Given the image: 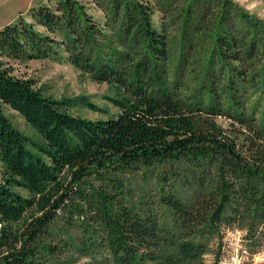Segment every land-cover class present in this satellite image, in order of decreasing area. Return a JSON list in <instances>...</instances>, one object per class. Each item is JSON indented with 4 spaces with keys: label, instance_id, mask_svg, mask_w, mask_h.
<instances>
[{
    "label": "trees",
    "instance_id": "1",
    "mask_svg": "<svg viewBox=\"0 0 264 264\" xmlns=\"http://www.w3.org/2000/svg\"><path fill=\"white\" fill-rule=\"evenodd\" d=\"M90 2L103 12V24L79 0H51L29 10L31 23L19 18L0 29V54L31 60L62 48L68 63L124 95L108 99L120 111L115 117L73 116L66 102L43 96L0 62V264H45L58 250L48 240L50 227L75 201L74 212L85 216L84 238L97 239L112 264H205L204 240L221 223H264V128L243 99L252 74L264 73L250 63L264 58V27L231 0H216L207 19L194 23L195 34L207 32L209 53L202 61L206 75L196 77L199 89L188 95L172 74L168 40L147 5ZM234 21L241 34L231 28ZM217 66L221 75L209 78ZM3 107L21 116L40 142L19 132ZM216 117H228L252 138L242 144L205 121ZM141 169L156 179L154 196L135 197L125 184L126 174ZM190 186L197 193L188 202L181 190Z\"/></svg>",
    "mask_w": 264,
    "mask_h": 264
},
{
    "label": "rangeland",
    "instance_id": "2",
    "mask_svg": "<svg viewBox=\"0 0 264 264\" xmlns=\"http://www.w3.org/2000/svg\"><path fill=\"white\" fill-rule=\"evenodd\" d=\"M49 1L51 0H0V29L15 23L19 18L31 23L29 10L37 8L38 5H46ZM79 1L85 5L88 14L96 21L104 23V14L98 6L92 4L90 0ZM136 1L150 8L153 26L158 31H164L168 40L172 74L185 85L184 87H189L187 90L183 89H185V93L191 95L194 90L199 89V81L196 77L206 75L202 61H205V57L209 53L208 43L205 40L207 32L195 34L194 23L200 20L201 23L207 19L206 13H211L216 8V0H199L195 5L189 3V0ZM231 1L255 17L264 27V0ZM195 6L199 12L197 19L193 20L192 16L196 14L193 10ZM233 23L231 28L234 27V31L241 34V22L234 21ZM36 28L43 31L42 28ZM120 41L121 39L118 37L117 43L121 44ZM117 43L113 44L119 47ZM261 51L263 53V50ZM252 61L250 62L251 67L256 69L253 72L260 73L264 69V58H255ZM0 62L8 67L15 77L31 80L34 83V88L39 90L43 96L66 102L68 104L67 111L73 116L102 120L115 117L120 113L119 109L108 99H124L122 91L115 86L96 83L88 74L80 72L66 61V54L62 48L55 52L51 51L45 58L31 60L10 59L0 54ZM220 75L221 70L217 66L209 78L217 79ZM263 76V72L258 77L256 74H252L247 85L253 88L247 90L243 97L246 99V113L250 114L251 110L255 109L257 123L262 128H264V120L262 122L261 119V113L264 118V85L261 84ZM86 103L97 107L98 111L91 110ZM3 112L19 132L35 142H40L39 135L21 116L9 107H3ZM205 121L217 124L242 144L252 138L250 131L241 128L228 117L206 118ZM123 178H125L126 186L131 187L134 191L135 197L144 194L154 196L156 179L144 169L126 174ZM0 183H2L1 163ZM94 185L98 184L95 182ZM14 190L24 197L28 196L27 192L21 189L15 188ZM196 193V189L190 186L181 190V197L190 202L195 198ZM75 204L78 205V201L67 204V211H59L57 220L50 227L52 235L48 240L58 250L45 257V264H112V259L107 251L98 247L97 239L87 240L84 238L83 228L80 225L85 221V216L80 218L74 212ZM250 227L252 228L250 229ZM86 241L89 243L88 247L91 245L90 250L83 249V244ZM204 242L208 247V254L204 256L205 264L214 262L217 264H264V223L259 220L247 218V220H237L231 225L221 223L215 233L206 238Z\"/></svg>",
    "mask_w": 264,
    "mask_h": 264
}]
</instances>
